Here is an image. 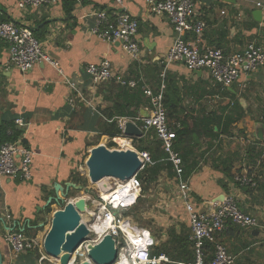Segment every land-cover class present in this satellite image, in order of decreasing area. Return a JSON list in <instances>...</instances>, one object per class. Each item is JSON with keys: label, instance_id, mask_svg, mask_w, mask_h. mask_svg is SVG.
Wrapping results in <instances>:
<instances>
[{"label": "crops", "instance_id": "0c3cea01", "mask_svg": "<svg viewBox=\"0 0 264 264\" xmlns=\"http://www.w3.org/2000/svg\"><path fill=\"white\" fill-rule=\"evenodd\" d=\"M194 1L197 15L206 26L202 35L187 32L186 40L202 48H221L227 55L242 51L251 41L264 46V5H257L263 0ZM103 9L122 10L138 19L142 46L139 59L131 58L120 44H111L92 32L97 25V12ZM258 10L262 12L260 17L254 14ZM7 21L32 27L45 51L63 70L62 74L51 64L41 62L27 72L21 71L8 63V43L0 38V125L15 126L20 132L18 137H24L25 143L35 151L29 179L0 176V252L4 264H38L31 258L33 253L12 255L3 234L8 229L21 227L31 236L45 238L39 230L48 216V208L44 207L48 198L55 195V183L81 182L82 162L85 160V164L90 157L91 148L102 144L104 139L108 143L111 137L101 135V126L106 119L113 118L107 114L115 104L122 102L118 84L95 85L86 67L108 58L115 71L143 78L153 86L155 72L150 69L160 67L161 74L175 31L168 17L152 10L147 0H123L122 3L82 0L78 6L71 0H59L56 4L26 9L19 8L15 0H0V23ZM168 80L177 88L176 103L168 108L171 122L193 124L210 114L224 115L227 106L232 108L236 101L244 107L246 115L236 126L249 138L251 146L247 149H253L249 151L248 167L241 168L247 160L241 149L227 148L220 152L222 157L212 155V150L223 145L227 137L223 135L214 140V147L209 149V139L203 136L192 156L198 162L197 168L187 179L198 204L221 200L225 194L236 192L240 208L255 216L260 226L245 229L230 224L219 240L235 256V264H264V152L261 146L264 140L256 137L257 123L264 122V67L242 74L229 87L231 94L222 90L207 70L191 71L182 62L169 65ZM71 82L76 84L78 92ZM148 107L142 105L139 116H147ZM17 119L24 120L26 127L15 124ZM93 139L101 140L93 146ZM226 161L234 177L248 171L256 177L259 186L237 188L234 177L223 173ZM236 168L241 170L235 174ZM169 181L173 185V178ZM76 191L71 188V196ZM57 206L58 209L60 205ZM8 213L10 219L6 218Z\"/></svg>", "mask_w": 264, "mask_h": 264}, {"label": "built area", "instance_id": "2783aa9c", "mask_svg": "<svg viewBox=\"0 0 264 264\" xmlns=\"http://www.w3.org/2000/svg\"><path fill=\"white\" fill-rule=\"evenodd\" d=\"M59 0H15L21 9L38 8L45 5L56 4ZM78 6L82 0H71ZM122 3L123 0H115ZM152 10L163 14L170 20L175 31V39L169 48L164 68L160 74V82L154 88L143 78H135L125 73L115 71L111 61L103 58L98 63H91L86 67L91 81L95 84L115 82L121 87L136 88L143 84L145 96L149 99L147 116L113 117L107 122L116 121L121 134L108 138V143L114 142L115 148L124 149L125 145L119 142L120 138L130 141L134 146V138L125 134L126 123L132 121L142 129L143 136H155L161 140L162 147L170 155L174 164L176 198L182 201L186 218L191 230L194 260L179 262V264H235L236 258L231 254L226 245L219 240V236L230 224L245 229L260 226L259 220L244 212L237 198L233 194H225L224 199L198 202L193 198L189 179L184 178L183 160L174 150L176 130L168 117L165 106V92L167 89L168 67L171 63L182 62L189 70H207L213 80L226 91L242 74L254 72L264 67V46L256 41L249 42L246 47L237 53L227 55L221 48H202L196 42L186 40L185 34L193 32L202 35L205 21L197 15V6L194 0H147ZM264 5V0L257 3ZM226 11H223L225 13ZM92 32L99 38L111 43L120 44L131 58L139 59L142 55V46L138 37L139 21L133 15L118 9H103L97 12V25ZM0 38L8 43V63L23 72L31 70L38 63H48L63 74L59 62L45 51L42 42L35 35L34 29L27 25H19L13 21L0 23ZM69 82V81H68ZM78 92L76 84L70 83ZM72 97L71 102H74ZM20 128L27 123L22 119L15 121ZM180 126V125H178ZM8 134L13 136V129H8ZM111 139V140H110ZM264 152V141L261 144ZM142 161L141 170L129 180H118L114 186L109 187V192L104 195L97 193L96 197L89 195L87 200L92 222L98 223L105 231L97 240L99 242L106 234H111L117 242L120 251V261L124 259L127 264H161L169 262L165 255L153 256L152 247L158 244L157 238L150 229L140 227L128 218L124 211H129L137 206L139 199L144 196L143 183L140 172L149 164H154L151 154L147 150L135 148ZM35 151L25 143L24 137L3 142L0 145V176H20L29 179L32 176V165ZM264 156V155H263ZM122 183V184H121ZM235 186L239 189L256 188L258 180L248 171L238 173L234 177ZM72 198V197H70ZM96 202L100 206L93 209ZM207 206V207H206ZM6 218L10 219L8 213ZM87 224V223H86ZM91 229V226L87 224ZM105 226V227H104ZM93 235V234H92ZM44 239L31 236L25 228L6 230L3 240L9 246L12 255L35 251L38 253V264H46L52 259L44 249ZM89 243V242H88ZM87 251V242L85 243ZM211 246L212 248L210 249ZM211 258L208 260V257Z\"/></svg>", "mask_w": 264, "mask_h": 264}, {"label": "trees", "instance_id": "16d2710c", "mask_svg": "<svg viewBox=\"0 0 264 264\" xmlns=\"http://www.w3.org/2000/svg\"><path fill=\"white\" fill-rule=\"evenodd\" d=\"M35 31V30H34ZM155 72V79L153 86H157L160 82V67H153L150 69ZM119 91V97L122 102L115 104L114 108L108 117L124 116V117H137L140 115V107L142 105L149 106V99L145 96L143 91V84L140 83L136 88H125L117 85ZM226 93L231 94L228 88ZM175 95H177V88L173 85L167 77V89L165 92V106L169 117L168 108L172 104H175ZM135 107L132 110V107ZM228 110L224 115L210 114L200 122H194L190 124L186 121H173L172 124L176 130V138L174 141V150L177 152L183 160L184 178L187 179L196 170L198 162L192 160V156L195 153V148L200 145V138L206 136L209 139V149L214 147V140H219L223 135L232 134L234 126L245 117V109L239 103L235 102L232 108L227 106ZM170 119V118H169ZM180 125V126H178ZM13 129V136L8 134V129ZM19 130L9 125L4 127L0 125V145L8 140L14 139L19 135ZM121 134V130L116 121L104 122L101 126V135H108L109 137H116ZM154 137L155 139H152ZM143 136L140 139H134L135 146L138 150H147L150 152L154 164H149L143 169L139 176L143 183V192L146 194L150 185L158 182L159 178L164 174L172 179L175 177L174 164L170 160V155L165 152L162 147L161 140L155 136ZM195 142V143H193ZM103 145L106 144L104 139ZM116 145L114 142H110V146ZM114 149V148H111ZM229 162L224 163L223 173L228 175L229 178H233L234 174L230 168ZM82 181L86 182V178L81 176ZM252 189V188H249ZM195 200L197 198H194ZM200 202V198H198ZM142 201V198L139 199ZM51 208H48V211ZM191 230L187 223L177 225L169 233V241L161 244H157L152 247L151 254L153 256H159L165 254L170 261L163 262L161 264H179V262H191L194 260L193 242L190 238ZM210 249L212 248L209 246ZM211 256L208 257V260Z\"/></svg>", "mask_w": 264, "mask_h": 264}, {"label": "water", "instance_id": "95a60500", "mask_svg": "<svg viewBox=\"0 0 264 264\" xmlns=\"http://www.w3.org/2000/svg\"><path fill=\"white\" fill-rule=\"evenodd\" d=\"M254 14L260 17L262 12L258 10ZM125 134L134 139L143 137L140 126L132 121L126 123ZM256 137L264 140L263 121L257 123ZM142 165L137 152L119 150L112 152L104 148L95 150L90 161L93 180L107 176L129 180L141 170ZM71 188L83 191V186L74 182L67 185L55 183V195L48 198L44 207L47 209L53 204L60 205L53 212L51 226L44 239V249L50 257L60 258L61 264H70L78 249L88 242L92 235L91 229L83 221V212H86L88 206L87 199L85 196H71ZM86 252L85 260L73 264H119L120 261L119 247L114 237L109 233L104 235L99 242H89ZM0 264H4L1 252Z\"/></svg>", "mask_w": 264, "mask_h": 264}, {"label": "rangeland", "instance_id": "374dc122", "mask_svg": "<svg viewBox=\"0 0 264 264\" xmlns=\"http://www.w3.org/2000/svg\"><path fill=\"white\" fill-rule=\"evenodd\" d=\"M259 116L257 115V118ZM225 137H227L225 139V143L220 144L219 146H217L216 148H214L212 150V155L214 157H222V155L220 154L224 152V150H226L227 148L230 150H234L235 148L237 149H241L243 150V153L247 155V160L245 162V164H242L241 168H247L248 167V163L250 160V154L249 151L253 150L251 149V147L249 149H247L248 144V140L249 138L247 137V134L245 133V131L243 129H238L237 126H234L232 134L230 135H224ZM102 139V138H101ZM100 139V140H101ZM138 139V138H136ZM140 139V138H139ZM100 140L98 139H93V141L95 142V145H97ZM236 143V145H234V143ZM108 147L110 148H115L116 146H110V144H107ZM251 146V145H249ZM135 147V146H134ZM136 148V147H135ZM124 151H129L128 149H123ZM221 150V151H220ZM87 152L84 153V157H86ZM90 157H88L89 160ZM239 159H242L241 157ZM88 160L85 162V164L88 163ZM85 161V160H84ZM84 161L82 162V166H84ZM241 169L236 168L235 169V174L240 172ZM89 174L91 172V170L88 168ZM82 172V170H81ZM264 174V172H263ZM82 176L84 178H86V182L82 181L79 183V185L83 186V191L81 192H75V196L77 197L78 195H92V197H96L98 190L95 189L94 187H96V185H93L91 183V180L87 177L86 174H84L82 172ZM90 176V175H89ZM90 180V181H89ZM93 181V180H92ZM96 184V183H95ZM114 185V184H113ZM259 186V184H258ZM108 189V188H105ZM176 186L171 184V182L169 181L168 177H165L164 175L161 176L158 180V182L153 183L152 185H150L148 191L146 192V194H144V196L142 197V201H139L138 205L133 207L132 209H130L129 211L125 210L124 213L126 215H128L127 217L130 218L134 223L138 224L140 227H144L147 229H150L152 231V233L155 235V237L157 238V241L159 244L164 243V242H168L169 241V233L171 230H173L174 228H177V225H180L182 223H186L187 218H186V212L184 210V206L182 204V201L179 198H176ZM233 194L237 200V194L235 193H231ZM99 203H96V206ZM58 204H53L52 207H48L51 208L48 212V216L47 218H45V220L43 221L44 223H42L43 225L41 226V229L39 230V234L41 236H46L50 226H51V220H52V216H53V212H55V210H57V206ZM94 206V205H93ZM91 205V207H93ZM182 219H184L185 221H182ZM99 236L97 234L91 235L90 239L88 240V242H93L94 240H97ZM87 242V244H88ZM85 246L86 244L82 245L79 249L78 252L75 253V255L72 258V261H74V263H79L82 262L83 260H85L87 258V252L85 250ZM30 253H33L31 256V258L33 260H37L38 259V253L36 255L35 251H31ZM84 253V255L82 254ZM86 253V254H85ZM51 258V257H50ZM51 261H47L46 264H55L54 259L56 258H51ZM61 264V263H60Z\"/></svg>", "mask_w": 264, "mask_h": 264}, {"label": "bare ground", "instance_id": "6f19581e", "mask_svg": "<svg viewBox=\"0 0 264 264\" xmlns=\"http://www.w3.org/2000/svg\"><path fill=\"white\" fill-rule=\"evenodd\" d=\"M119 142L122 144V145H125V148L124 149H130V151L131 152H137L136 150H135V148H133L131 145H130V142L128 141V140H126V139H119ZM100 148H104V149H107V150H110V151H114V150H119V151H124V150H120L119 148H114V149H111L110 147H108V146H106V145H103V144H100V145H98V146H96V147H93V148H91V151H90V158H89V160H88V163H87V165L85 164L84 166H82L81 167V170L83 171V172H85L86 174H87V176H88V178L91 180V178H92V180H93V176H92V173L90 172V176H89V171H88V168L91 170V168H90V161H91V157H92V153L95 151V150H98V149H100ZM89 180V181H90ZM91 180V183L93 184L94 183V185H96V187H94L95 189H97L98 190V192L101 194H104V195H106L108 192H109V187L110 186H114L117 182H118V180H121L120 178H118V177H115V176H107V177H104V178H102V179H99V180H93L92 181ZM96 183V184H95ZM114 184V185H113ZM122 184V183H121ZM105 188H108V189H105ZM80 196H85L86 197V199L88 200L90 197H89V195H80ZM97 203V202H96ZM96 203L94 204V206H93V209H95L96 207H98V206H100V204H98L97 206H96ZM90 206H87V210H86V212H83V221L85 222V223H87V224H89L90 226H91V231H92V234L95 236V234H97L99 237L101 236V234L105 231V229L103 228V226H101L100 224H98V223H94V222H92V219H91V215H90V213H88V212H90L89 210H91V208H89ZM105 227V226H104ZM83 255H84V253H82ZM86 254V253H85ZM51 258H56V257H51ZM54 260H56L55 261V264H60V258H56V259H54ZM74 263V261H71V263L70 264H73ZM119 264H127V262L124 260V259H122L121 260V263H119Z\"/></svg>", "mask_w": 264, "mask_h": 264}]
</instances>
